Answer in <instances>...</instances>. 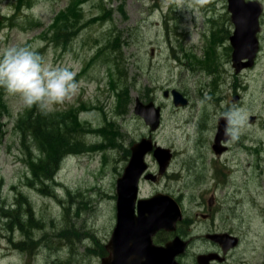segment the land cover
I'll list each match as a JSON object with an SVG mask.
<instances>
[{
    "label": "rangeland",
    "instance_id": "obj_1",
    "mask_svg": "<svg viewBox=\"0 0 264 264\" xmlns=\"http://www.w3.org/2000/svg\"><path fill=\"white\" fill-rule=\"evenodd\" d=\"M23 1L0 0V12L13 18L0 20V53L10 46L33 48L48 65L75 71L79 86L70 101L49 111L58 119L68 116L63 135L52 133L42 145L21 129L30 108L2 88L0 261L101 264L116 221L118 178L130 161L132 145L150 134L149 125L134 110L140 97L164 106L162 127L153 136L177 151L168 174L147 180L142 196L165 191L182 195L190 214L218 210L219 222L244 233L228 264H264V12L256 62L237 73L229 43L234 24L228 0H210L198 10L188 7L191 0L180 8L172 0H76L68 11L73 32L66 43L53 37L54 20L71 0H32L30 6ZM215 53L220 57L216 71L200 65ZM125 88L130 101L122 104L117 91ZM172 88L189 98L188 105L177 106L164 94ZM232 106L248 117L239 142L254 145L247 144L252 151L232 147L228 159L233 167L244 162L245 177L236 173L213 191L217 182L211 172L217 158L212 137L219 116ZM67 136L79 138L80 147L65 152L53 179L32 184L29 157L40 159L42 147L54 149ZM57 157L54 149L50 163ZM193 158L198 175L189 174ZM44 172L54 173L53 167ZM202 172L211 178H201ZM198 220L196 232L207 230L210 221L202 216ZM204 246L195 244L193 249Z\"/></svg>",
    "mask_w": 264,
    "mask_h": 264
},
{
    "label": "water",
    "instance_id": "obj_2",
    "mask_svg": "<svg viewBox=\"0 0 264 264\" xmlns=\"http://www.w3.org/2000/svg\"><path fill=\"white\" fill-rule=\"evenodd\" d=\"M228 9L235 25L230 37L234 48L233 65L240 70L254 64L260 49L258 32L263 5L259 0H228ZM171 93L175 105L188 104V97L179 89L173 88ZM164 94L169 95L170 90H165ZM134 110L144 118L151 131L160 127L162 106L155 100L144 102L137 97ZM225 123L222 121L221 130ZM153 149L160 163V173H163L172 157L169 147L154 145L151 137H143L132 145L130 161L118 178L117 221L106 245L109 254L103 257L102 264H177L175 255L179 250V240L175 238L164 246H158L153 242V235L162 228H175L182 216L180 204L166 192L139 197L141 176L148 167L146 155ZM144 177L156 179V174L148 172ZM181 246L184 247V242Z\"/></svg>",
    "mask_w": 264,
    "mask_h": 264
},
{
    "label": "flooded vegetation",
    "instance_id": "obj_3",
    "mask_svg": "<svg viewBox=\"0 0 264 264\" xmlns=\"http://www.w3.org/2000/svg\"><path fill=\"white\" fill-rule=\"evenodd\" d=\"M192 1V0H191ZM230 38V35H229ZM230 43V42H229ZM230 50H231V46ZM226 50L225 52H227ZM225 57V54H224ZM209 58L213 60V56L209 54ZM214 58L216 60V63L219 62L220 57L216 53L214 54ZM215 60L213 62H215ZM212 62V61H211ZM211 68V67H210ZM235 68V67H234ZM244 69V68H242ZM213 70L214 69H210ZM236 70V68H235ZM216 71V70H215ZM223 72L221 69L219 72ZM241 70H236L237 73H239ZM239 94H236L234 97L235 100H238ZM188 105V104H186ZM186 105H180V106H186ZM162 106V116H161V126L158 130L161 129L163 119H164V106ZM231 107H227L224 109V112L230 109ZM233 108V106H232ZM223 112V113H224ZM223 113L219 116V125H218V130L215 132L214 131V136L212 137V149L215 152V161L213 162V170L211 172V177L213 180H215L216 185L213 187V191L217 190L223 186L226 185V183L236 175L238 174L239 177H245L246 173V166L244 162L240 161V165L238 164L236 167H233V162H230L228 159L227 154L233 149L232 147L235 146L239 149H242L246 151L247 149L252 151L253 148H251L249 143L254 145V142H249L246 144L240 143L239 141L236 143L229 144L227 143L226 137L224 135V129L221 130L220 127L222 126V121L225 122L223 119ZM253 117V116H252ZM225 127V126H224ZM153 131L150 132L149 136L151 135L154 141V145H157L158 141L154 138ZM252 140V139H248ZM159 144V143H158ZM161 145V144H160ZM163 146V145H162ZM155 147V146H154ZM169 148L172 151V157L170 158V162L168 166L166 167L167 169L165 170L164 174L160 173V163L158 159L154 156V149L149 151L147 153V161H148V172H152L153 174H156L157 181L158 179H161V177L165 176L168 174L169 167L173 161V159L176 158L177 156V151L172 149L171 146ZM199 151H202V149L199 148ZM240 151V150H239ZM149 156V157H148ZM222 157L224 159L222 160ZM150 158H152L150 160ZM194 161L189 165V174L190 175H198V172L200 171L199 165H197L195 158H193ZM156 163L152 165L151 161H155ZM253 164V163H252ZM251 162L248 163V166L250 169L253 167ZM237 168V170L232 169ZM157 167V169H156ZM204 167V166H203ZM203 169V168H202ZM202 171V170H201ZM239 172V173H238ZM177 176H180L181 174H176ZM211 177H204V174L202 172L201 178H211ZM147 180L144 178L142 179V183H145ZM152 181V180H150ZM154 182V181H153ZM219 187V188H218ZM256 187V186H255ZM217 188V189H216ZM258 190V186L255 188V191ZM254 191V193H255ZM176 200L181 206L182 209V216L181 218L177 221L176 226L173 230H166V229H161L158 230L154 235H153V242L154 244L158 246H164L169 242L170 240L177 238L179 241V250L175 255V259L177 261V264H228L231 262V259L233 258L234 252L241 246L244 233L241 232L237 233L235 231H232L229 227H225V222H219V219L217 217L218 210L212 209L208 213H195V214H190L188 207H185L183 203V196L179 195L178 197L175 195ZM252 199V197L250 198ZM214 208V207H213ZM203 217L207 220L210 221L209 227L207 230L203 232H196L198 230V226L201 223V221L198 220L199 217ZM246 234L248 233L247 231L245 232ZM263 239V238H262ZM184 242V247L181 246V244ZM202 243L205 245L202 247L200 250H194L193 246L195 244ZM107 252V251H106ZM108 253H104L101 256V264H102V259L103 257L107 256ZM243 263L245 262V259H241Z\"/></svg>",
    "mask_w": 264,
    "mask_h": 264
},
{
    "label": "clouds",
    "instance_id": "obj_4",
    "mask_svg": "<svg viewBox=\"0 0 264 264\" xmlns=\"http://www.w3.org/2000/svg\"><path fill=\"white\" fill-rule=\"evenodd\" d=\"M172 2L178 8L184 6V0ZM208 3L210 0H192L188 7L198 10ZM75 77V71L65 66L48 65L38 51L27 46H10L0 53V88L9 95L19 96L28 108L36 106L47 113L55 105L70 101L79 86ZM223 119L227 143L238 142L247 125V114L233 107L223 113Z\"/></svg>",
    "mask_w": 264,
    "mask_h": 264
},
{
    "label": "trees",
    "instance_id": "obj_5",
    "mask_svg": "<svg viewBox=\"0 0 264 264\" xmlns=\"http://www.w3.org/2000/svg\"><path fill=\"white\" fill-rule=\"evenodd\" d=\"M75 1L76 0H71L70 4L66 8V11L62 10L60 14L57 15V17L54 20L56 23L54 27L53 37L58 42L66 43L71 37L70 35L72 34L73 31L70 29V26L73 25L72 24L73 21L71 20V16H69L68 11L70 10L71 7H73V5L75 4ZM23 2L26 5L30 6L32 0H24ZM73 17L77 18V15L73 14ZM1 19H3L4 21L13 20V18L11 17L8 18L6 17V15H3L0 12V20ZM201 60L202 59H200V61ZM209 60L210 58L208 56L207 60L205 62L204 61L202 62L203 64L204 63L205 64L204 65L200 64V65L208 67V68L211 67L212 69L216 70V67L218 65L216 62H213L215 60L214 55H213V60L211 58L212 62L209 63ZM117 68L119 69L120 67L117 65ZM124 92H126V94ZM3 93H2V88H0V107L2 106L1 100H3V97H4ZM117 94H118V98L122 99V104H124V102L126 103L128 100L130 101L128 97V93H127V88H125L124 91L123 90L117 91ZM27 112L28 113H26V117L20 123L21 125H23L21 129L24 133V136L30 133L34 137V139L39 140L40 145H42L43 140L47 139L48 136L51 135L52 133H58L57 135L59 137L63 135L64 125L66 123V119L68 120V116L67 117L64 116L63 118L58 119L56 117V114L49 113V112L44 113L40 111L36 106L31 107L30 109H28ZM31 135H29V137H32ZM76 138L77 137L75 136H71L70 138L67 136V140L65 142L61 141L59 144L57 143L55 144L54 149L57 152L58 157L52 163H50L49 153L53 152L54 149L53 147L52 149H50L49 147L47 148V145H45V147H42L44 156L40 157V159L34 157L33 155L32 157L31 156L29 157L28 161H29V164L32 166V169L34 172V179H35V181H33L32 184H35V182L38 183V181L44 184L47 179H53L55 177V173L57 172L58 167H59V161L61 160L65 152L69 150H74L80 147L82 142L79 138L77 139ZM23 140H24V137H23ZM49 166L53 167L54 173L48 174L44 172V170ZM31 218L32 217L30 216V219ZM28 224L33 225V226L36 225L35 223L31 221H28ZM18 227L22 228V223H21V226H18ZM26 227L29 228L28 225ZM35 242H39V244H41L40 240L35 241ZM101 248H102V253H103L105 251V247L101 246Z\"/></svg>",
    "mask_w": 264,
    "mask_h": 264
}]
</instances>
